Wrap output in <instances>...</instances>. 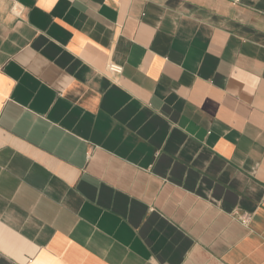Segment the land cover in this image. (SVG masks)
Returning <instances> with one entry per match:
<instances>
[{
	"label": "crops",
	"instance_id": "0c3cea01",
	"mask_svg": "<svg viewBox=\"0 0 264 264\" xmlns=\"http://www.w3.org/2000/svg\"><path fill=\"white\" fill-rule=\"evenodd\" d=\"M0 264H264V0H0Z\"/></svg>",
	"mask_w": 264,
	"mask_h": 264
},
{
	"label": "built area",
	"instance_id": "2783aa9c",
	"mask_svg": "<svg viewBox=\"0 0 264 264\" xmlns=\"http://www.w3.org/2000/svg\"><path fill=\"white\" fill-rule=\"evenodd\" d=\"M107 69L112 74H119L122 71V66L121 65H118L116 63L110 62L107 65Z\"/></svg>",
	"mask_w": 264,
	"mask_h": 264
}]
</instances>
